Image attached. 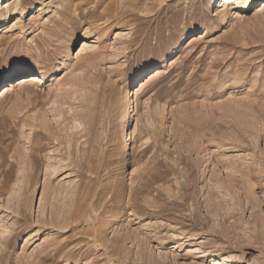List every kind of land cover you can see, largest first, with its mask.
I'll use <instances>...</instances> for the list:
<instances>
[{
    "label": "rangeland",
    "instance_id": "obj_1",
    "mask_svg": "<svg viewBox=\"0 0 264 264\" xmlns=\"http://www.w3.org/2000/svg\"><path fill=\"white\" fill-rule=\"evenodd\" d=\"M263 2L2 0L0 264H264Z\"/></svg>",
    "mask_w": 264,
    "mask_h": 264
},
{
    "label": "bare ground",
    "instance_id": "obj_2",
    "mask_svg": "<svg viewBox=\"0 0 264 264\" xmlns=\"http://www.w3.org/2000/svg\"><path fill=\"white\" fill-rule=\"evenodd\" d=\"M52 2V1H51ZM264 3V2H263ZM124 5V4H123ZM251 9V5L247 2V1H243L240 5H238L236 7V11L238 13H244L248 10ZM121 10V9H120ZM122 13L124 12V9H122ZM111 12V11H110ZM93 38L90 36V35H86L83 37V40L85 41H90L92 40ZM95 41V40H94ZM69 54V50H67V53L66 55ZM41 71L38 70V69H33V70H27V71H24L23 73H14L12 74L11 76H9L3 83H7L6 86L2 87L1 90L2 91V94L4 92H7L10 88H14V86H16V84L19 82H27L29 81L30 79L29 78H32V77H39L41 75ZM26 76H29V78H26ZM21 77H24L22 79H19ZM96 81V80H95ZM94 81V82H95ZM137 92H138V89H137ZM137 92H134V89H131V90H128L126 92V95H122L121 97V100H122V103H123V109L121 111V115H120V121H119V125H120V130L121 131H124V130H128L129 129V124H130V117L133 113V101H132V98L134 97V95L137 94ZM73 116V115H72ZM76 117H78L77 115H74L73 116V120L76 121ZM88 117V116H87ZM91 120V119H90ZM88 121V120H87ZM90 128V125L87 124ZM80 126V125H79ZM78 126V127H79ZM87 126V127H88Z\"/></svg>",
    "mask_w": 264,
    "mask_h": 264
},
{
    "label": "snow or ice",
    "instance_id": "obj_3",
    "mask_svg": "<svg viewBox=\"0 0 264 264\" xmlns=\"http://www.w3.org/2000/svg\"><path fill=\"white\" fill-rule=\"evenodd\" d=\"M0 3H2V0H0Z\"/></svg>",
    "mask_w": 264,
    "mask_h": 264
}]
</instances>
